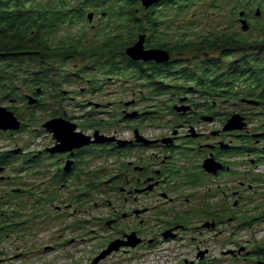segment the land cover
Instances as JSON below:
<instances>
[{"label":"flooded vegetation","instance_id":"flooded-vegetation-1","mask_svg":"<svg viewBox=\"0 0 264 264\" xmlns=\"http://www.w3.org/2000/svg\"><path fill=\"white\" fill-rule=\"evenodd\" d=\"M171 1L146 8L132 0L140 19L188 15L187 8L166 5ZM257 11L255 17L263 16ZM91 13L106 18V12ZM245 13L250 32L252 15ZM142 35L146 50L167 51L170 62L133 61L126 54L142 73L126 79L99 74L101 83H92L90 74L73 76L68 84L78 88L72 91L48 82L32 90L25 82L3 84L15 86L17 98L8 90L0 108L12 112L21 126L0 129V137L23 138L14 148L0 146V242L32 238L37 245L41 239L38 256L69 258L88 240L98 241L95 258L119 242L120 250L99 264L154 254L166 245L187 249L184 264H218L221 257L250 254L235 239L237 231L264 221V36L257 42L246 38L245 51L201 50L198 63L205 69L196 74L189 70L197 53L149 44L151 38H164L163 31L139 33L127 49ZM237 53L240 58L233 59ZM203 55L212 59L208 65ZM117 81L144 88L122 102L119 113L104 110L107 105L99 100H85L99 99ZM62 119L75 128L65 131L72 137L67 142L55 132ZM41 233L50 237L39 238ZM28 248L22 256L36 254Z\"/></svg>","mask_w":264,"mask_h":264},{"label":"trees","instance_id":"trees-1","mask_svg":"<svg viewBox=\"0 0 264 264\" xmlns=\"http://www.w3.org/2000/svg\"><path fill=\"white\" fill-rule=\"evenodd\" d=\"M198 3L220 12L229 9L234 17H238L240 12L250 13L249 10L259 8L264 16V0H173L166 5H177L179 9L187 8L190 11ZM137 9L132 0H0V98L5 97L8 90L11 91L9 97L17 98V88L12 86L9 89L4 83H19L21 87V83L25 82L27 88L32 90L48 82L52 88L55 86L63 90L73 76L90 74L92 83H101L95 77L97 74H122L126 79L135 73H142L126 56L127 47L142 32L155 36L163 31V35L169 37L171 28L181 26L178 20L182 16L149 15L140 19L136 14ZM91 11L106 12L105 19L109 20L97 30L93 45L83 48L86 35L78 38L67 36L66 41L58 43L63 28L73 30L75 26L87 22V15ZM143 19L147 23L143 24ZM187 28L181 26L178 39L170 41L164 37L156 41L151 38L149 44L176 53H197L193 58L194 68L189 73L198 74L203 69L198 63V52L201 50L236 47L238 51H245L248 48V40L233 31L219 29L214 35L201 36L198 30H194L190 33L197 39L191 41L193 35L185 34ZM260 32L262 38L253 42L262 41L264 26ZM170 43L177 45L171 46ZM203 57L206 65L212 60L206 55ZM77 58L85 62L83 69L78 73L65 74L68 62ZM257 253L264 258V250L260 249Z\"/></svg>","mask_w":264,"mask_h":264},{"label":"rangeland","instance_id":"rangeland-1","mask_svg":"<svg viewBox=\"0 0 264 264\" xmlns=\"http://www.w3.org/2000/svg\"><path fill=\"white\" fill-rule=\"evenodd\" d=\"M208 5L204 3H198L194 7L190 9V12L187 16H183L178 21H180L181 26H186L188 31H185V34L190 33V31L198 30L201 36H210L216 34L217 30H228L238 33L239 35L251 39V40H259L262 38L260 28L264 26V16L255 17V13L257 8L254 10H249L251 16V24L253 25V30L250 32L244 33L242 31V25L238 21V17H234L231 15L229 9H224L223 11L212 10L207 8ZM104 10V9H101ZM95 12V11H91ZM90 12V13H91ZM98 13V12H95ZM106 22L109 20L104 17H95L92 23L83 22L73 28V30H68L63 28L61 30L60 36H58V43L62 41H66V37L70 36L72 38L82 37L86 35L83 39L84 44L83 48L90 47L94 44L95 39L97 37L96 30L93 29V26H104ZM188 25V26H187ZM191 25V26H189ZM181 26L171 28L169 30L170 37L169 40H174L180 38L179 35L182 32ZM66 27V26H65ZM191 34V33H190ZM193 34H191L192 36ZM246 35V36H244ZM197 37L193 35L191 37L192 40H196ZM207 52V51H205ZM211 56L215 54L210 52ZM216 54L215 56H217ZM192 54L187 55V57H192ZM179 57L184 58V55H180ZM240 58V54H236L233 59ZM85 66V62L81 59H73L67 64V71L65 74H74L78 73ZM100 76L97 75L96 79H99ZM77 89L78 86L76 84H68L64 85V90L72 91L73 89ZM140 90H144V88L140 87L137 82H114L111 86H108L105 94L99 99L93 97H85L86 101H98L103 102L107 105V110L109 113L117 114L121 110V103L131 101L135 99V93H139ZM81 101H84L81 100ZM75 104V103H74ZM107 118V116H103ZM7 137H0V146L11 145V147H15V145H21L23 136H16L11 140H7ZM10 147V148H11ZM51 233V232H50ZM48 234V235H47ZM44 240L50 237L49 233H41L40 235ZM33 241L32 238L26 239V241H20L18 238L13 237L12 239H3L0 242V264H93L95 259L94 249L98 244V241L88 240L84 243H80L77 245V250L73 251L71 258L66 257L65 255L55 254L47 252L43 256H38L36 252V246L41 243V239L36 240L37 245L31 244ZM237 247L242 246L246 247L250 252L249 255H243L237 259H227L221 257L218 260V264H258L260 261L264 262V258L260 257L257 252L264 250V221L260 222L258 225H253L251 228L247 229L246 232L237 231L236 239ZM26 243V244H25ZM24 244V245H23ZM23 245V246H22ZM25 245H29L28 253H36L30 254L27 256H22V253H26L24 249ZM171 245L164 246V250H159L154 254H142L140 256H117L103 264H184V259L190 258L189 252L187 249L180 248L178 251L174 249H170ZM74 250V248H73ZM216 260V258H215ZM217 264V263H216Z\"/></svg>","mask_w":264,"mask_h":264},{"label":"water","instance_id":"water-1","mask_svg":"<svg viewBox=\"0 0 264 264\" xmlns=\"http://www.w3.org/2000/svg\"><path fill=\"white\" fill-rule=\"evenodd\" d=\"M141 1L146 8H150L152 5L160 2V0H139ZM246 15L245 12L240 13V18H241V25H242V31L243 32H248L250 30V23L244 18ZM257 16L261 15L260 9L257 11ZM88 19L90 22L93 21L94 19V14L90 13L88 15ZM145 42H146V35L140 36L139 41L132 47L128 48L126 50V54L129 58H131L133 61H146V62H152L155 61L157 63H168L171 60V56L169 52L164 51V50H146L145 49ZM131 117H134L132 115ZM62 123L61 126L55 125L54 127L56 129V136L58 139L62 140L63 142L70 141L71 136L65 134V131H70L74 132L75 128L74 126H68V122H66L64 119L58 120ZM20 122L19 120L14 116V114L10 111H8L5 108H0V129L1 130H19L20 129ZM75 141V140H73ZM73 143L72 146H83L86 144L85 142H80V143ZM120 250V245L119 242H114L111 244L110 248L106 251H104L102 254H100L98 257L95 258L94 264H99L102 261L106 260L111 254H113L116 251ZM246 249L242 248L238 252L239 254H242ZM234 254V253H232ZM201 256V255H200ZM203 256V254H202ZM186 264H189L186 262ZM258 264H264V262H259Z\"/></svg>","mask_w":264,"mask_h":264}]
</instances>
